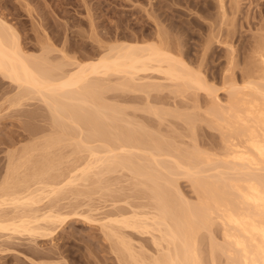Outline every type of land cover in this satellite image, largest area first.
<instances>
[{
  "label": "bare ground",
  "instance_id": "6f19581e",
  "mask_svg": "<svg viewBox=\"0 0 264 264\" xmlns=\"http://www.w3.org/2000/svg\"><path fill=\"white\" fill-rule=\"evenodd\" d=\"M213 1L217 10L216 17L202 18L206 23L198 21V24L206 30L207 39L204 40V46L200 44L203 46L202 50L198 52L200 55H196V57L193 55L194 60L191 58L192 61L187 57H191L188 55L192 53L190 51L193 49L183 51V44L178 38L171 36L173 29L170 28L172 20L169 21V18L160 22L154 16V31L149 36L151 42L147 40L140 43L122 41L129 34L125 33L126 35L123 36L122 33L124 32H120L117 35H111L110 31L108 33L111 37L106 36V34L102 36L99 33L97 40L95 36L97 30L94 31L92 28L94 23L90 21L89 28L92 29L89 32L92 34L87 37H92L91 39L95 41L99 54L92 60L81 63L79 60L78 62L72 61L76 60L74 57L72 59L67 58L68 56L63 50L66 46L64 42L59 50H55V46L53 47L50 42H40L38 43L40 50L38 55L27 54L20 44L13 26H10L0 17V76L23 89L24 96L25 94L31 98L34 96L43 103H47L49 110L51 109V114L53 113V125L57 128L56 136L49 140V143L52 141V145L48 144L54 147V145L65 141V138L71 136L73 128H77L83 131L84 136L80 133L82 137L79 136L78 138L80 142H74V144L76 143L74 150L76 152L83 150L89 154L87 157L89 159L85 168H82V175L80 174V176H87L93 167L94 169L99 167L103 170L105 168V172L121 167L120 169H129L135 178L142 179L140 184L145 186L146 195L152 201V206L150 205L152 212L148 211V214L144 211V214L140 215L132 213V216L125 214L128 217L123 215L116 217L114 215L115 218H110V216L106 218L109 220L108 223L115 224L117 229H129L136 231L135 233L138 231V233L151 235L153 252L151 251V255L147 256L146 252L143 253L142 250L140 251L143 255L138 252V254L135 253V248L132 247L133 244H131L130 239L120 238L121 234H117V229V233L110 229L111 238L108 239H113V236L116 238V235H119L117 237V245H119L113 247L125 257L124 264H264V18H262V23H259L258 27L254 29L250 42L245 43L244 52L236 54L238 51L236 47L238 46L235 43L237 39L233 40L236 33L234 32L236 27L234 19L239 14L240 2L239 0H229L231 5L226 4L229 6L227 9L224 0ZM161 2L159 3L161 4ZM211 2L205 1L207 5H211ZM166 26L169 30H166ZM81 34L85 33H79V35ZM120 34L122 35L120 36ZM81 37H86V35H81ZM104 39H113L114 43L111 41L110 43L106 41L108 44L100 42ZM133 39L135 41L136 37L133 36ZM120 40L121 42H119ZM213 44L220 45L225 51V56H222L224 68L220 73L210 71V68L214 66L208 67L210 72L207 74L204 72L203 66L206 64L208 55H210L208 52L211 51L210 48ZM57 50L59 54H62L58 60L52 56L53 51ZM192 64H195L196 67ZM209 64L212 63L208 62ZM155 74L160 75V79L172 83L176 89L175 92L181 91L177 93L190 90L196 94V92L202 91L207 97H211V103H209L211 106L208 105L209 107L207 106L208 108L202 112L208 118L206 120L204 115L205 121L210 122L208 124L221 133L223 148H221L222 151H219L220 154L214 151L217 154L213 155L214 153H207V151L199 150L197 147L191 149V147L185 146L187 148L183 149L173 146L171 142L159 141V139H151V142L149 137L145 136L144 138V134L139 133L141 130L138 132L134 127L119 128L120 130L114 134L110 132L115 126L112 127L107 124L112 116L106 114V110L115 114H118L119 110H115L114 106L115 109H112V105L110 109V106L107 107L108 105L102 104V92H109L111 88L110 84H107L111 82L109 79H112L113 76L118 77V82L114 83V90L124 89L142 92L144 89L150 88L152 90L161 87L156 85L159 83L145 82V79L158 78ZM209 78L214 82L218 81L226 93L227 99L225 98L224 105L220 104V99L217 98L216 84L209 83ZM142 80L145 83H142ZM159 88L158 90H160ZM111 90L113 89L111 88ZM153 110L155 112V109ZM190 118L185 119L189 121ZM73 138V141L77 140ZM95 141H99L101 144L99 143L97 147L95 145L91 147L89 144L91 142L93 144ZM71 142L69 143L72 144ZM149 144L151 153L148 154H151V157L148 159L146 156L144 160L149 161L143 163L142 155L141 157H139L140 154L135 155L133 150H136V153L140 152L146 155ZM43 158L47 161L46 158L48 157L44 155L41 158V161L45 163ZM47 162L46 164H48ZM12 163H10L8 172L14 175L17 174L15 172L17 165L16 162ZM40 163L42 164V162ZM37 164L39 163L37 162ZM49 167L50 165L48 168L46 167L47 170ZM45 171L42 170V173H46ZM39 172L33 175L30 173L32 179L39 176ZM208 172L211 174L209 175ZM71 173L74 172L71 171ZM89 175L88 178H90ZM176 176L177 178L189 179L191 187L197 195L196 202L189 203L182 198L183 196H179L178 189L175 192L171 189V187H175L173 182H176ZM24 177L27 178V175ZM69 178L66 184L72 185L74 176H71L72 179ZM84 178H82V182L87 181ZM52 179L55 181L53 177ZM76 179L74 180L80 181ZM137 182L139 184V181ZM43 183H40V185L42 184L41 188L34 189L29 183L27 186L23 184L25 189L22 191L20 188L22 192L15 191L14 185L13 188H7L9 186L6 184L4 188L2 186L0 208L6 205L9 207L12 205V208L14 206L22 208L19 209L21 212L18 213L14 207L16 210L13 215H15L10 216L9 220H4L2 216L7 212H2L0 209V212L3 213H0V218L3 219H0V231L34 235L39 231H47L46 228L50 224L56 227V223L60 222L59 225H62L64 219L61 216L63 214L60 216V214L54 213L56 210L51 209L53 206L49 207L48 211L45 209V213L39 216H37L39 213L36 215L39 209L34 211L35 208H31L43 201L39 199V197L43 198L42 195H45L44 198H46L47 195L59 194V190L62 189L58 187L57 191L54 185L56 181L53 185ZM171 191L173 192L170 193ZM140 213L142 212L140 211ZM8 215L10 214L8 213ZM41 222L43 225L46 223L47 226L41 224L43 226L41 227L38 224ZM37 224L41 228L37 227ZM215 224H218L219 228L221 227L222 239L220 243L215 241L217 238L215 239L212 233ZM112 228L115 229L113 226ZM49 229H51L50 226L48 231H50ZM107 230L109 231V227ZM202 231L208 233L206 242L209 246L207 252L209 263L204 257L206 253L204 254V251L201 250V245L207 236L203 234L205 236L203 237ZM40 232L38 235L41 233V235H45L44 232ZM206 242L204 243L206 244Z\"/></svg>",
  "mask_w": 264,
  "mask_h": 264
},
{
  "label": "rangeland",
  "instance_id": "374dc122",
  "mask_svg": "<svg viewBox=\"0 0 264 264\" xmlns=\"http://www.w3.org/2000/svg\"><path fill=\"white\" fill-rule=\"evenodd\" d=\"M202 1L203 0H0V17L6 23L10 24V26H13L18 35V40L27 54L38 55L40 52L38 43L40 42H50L53 47L55 46V50L61 49L64 42L66 46H64L63 50L68 56L66 57L71 59L74 57L76 60L72 61L78 62L79 60L81 63L85 61L88 62L99 54L95 41L91 39L92 37H87L89 34H92L89 32L92 28L94 31L97 30L95 32V34L97 33L95 35L96 37L99 36V33L102 36L106 34V36L111 37V35L124 32L122 33L123 36L126 34L129 35H126V37H128H125L122 41L140 43L148 40L151 42L149 36H151V33L154 31V16H156V19L160 20V22L169 18V21L172 20L170 26V28L173 29L171 36L179 39L180 43L183 44L182 47L184 46L183 51L187 49L190 51L193 49L190 51L192 52L190 53L191 55H188L191 57L187 58H192L194 60L192 56L194 55V57H196V55H198V52H200L205 45L204 40L207 39V32L203 29L204 27L202 28V26L198 24V21L205 22L203 21L204 19L209 16H212L210 18H214L217 14L216 5L213 0ZM205 1H212V4L207 5ZM224 1L225 6L231 5V1ZM159 2H161V4ZM239 2L240 11L237 15L238 17L236 16L234 19V23L236 24L234 32L236 33L233 40H238L235 42L238 46L236 47L238 50L236 54H241L242 51L244 52V45L250 42L252 33L255 31L254 29L258 27L259 23H262V18H264V0H239ZM229 6L226 8L228 9ZM173 13L174 15H172ZM90 21L94 23L92 28H89ZM166 30H169L168 26H166ZM81 32L85 33L81 35H86V37H81V35H79ZM106 32H109L111 35L109 33L107 35ZM122 34H120V36ZM197 35H200L202 39H200L199 36L197 37ZM133 36L136 37L135 41ZM98 38L99 37H97V40ZM106 41L114 43L113 39H104V41L100 42L107 43ZM119 42H121V40ZM213 45L212 48H210L211 51L209 50L208 52L210 55H208L209 57L206 61L207 65L204 64L203 66L205 68V71H203L207 74L210 71L221 73L224 68V63L222 62L224 61L223 57L225 56V51L220 45ZM58 50L52 53V56H55L54 58L57 60L61 54L58 53ZM210 56H212V58H210ZM208 62L212 64L208 65ZM195 64L192 65L195 66ZM208 67H213L214 69L210 68V70ZM157 77L158 78L155 79L148 78L151 81L145 79V82L153 84L159 83L156 85L161 86L160 88L158 87L160 90L154 88L156 90L152 89V91L149 88L144 89L142 92L124 89L114 90V83L116 84L118 82V77L115 78L113 76L111 77L112 79H109L111 82L109 81L110 83L107 84H110L113 90L110 88L109 92H102V104L108 105L107 107L110 106V109L114 106L116 109L114 107L112 109L119 110L118 114L110 113L109 110H106V114L112 116V119H110L111 121L109 120L110 122L108 121L107 124L112 127L115 126L110 132L114 134L118 132L117 130H120L119 128L134 127L138 132L141 130L139 133H141V135L144 134V138L146 136L149 137L150 140L159 139V141L164 140L171 142L173 146H178L183 149L187 148H185V146H188V148L191 147V149L197 147L199 150L207 151V153L211 152L213 154L214 151L218 153L221 148H223L221 133L219 130L209 125L208 123L210 122L205 121L207 116L202 112L209 107L208 105L211 106V104H209L211 103V97H207L202 91L196 92V94L194 91L190 90L177 93L181 91L175 92L176 89L172 83L164 79L163 81L162 78L160 79V75H157ZM113 78L115 79L113 80ZM209 81V83L213 82V85L216 84L217 98L218 100L220 99V104L224 105L227 95H225L226 93L221 88L220 83L218 81L214 82L212 79ZM141 82L145 83L143 80ZM24 93V90L18 88L16 84L0 76V192H2V186L4 188L5 184L9 186H6L7 188H13L15 186L13 188L15 191L22 192L25 186L29 184L32 186L30 187L34 189L41 188L42 184L40 185V183L44 181V183L48 185H53L56 181L54 185L57 191L59 188H62L61 191L59 190V194L47 195L48 197L46 196V198H44L45 195H42L41 197L43 198L41 199L39 197V199L43 201L38 202V204L36 203L37 205H33L31 208H35L34 211L39 209L40 212L37 211L36 213V215L39 213L37 215L39 216L45 213V209L48 211V208L53 206L51 209L57 211L53 212L60 214V216L63 214L61 217L64 221H61L62 225H59L60 222H58V224L56 223V227L52 224L56 230L50 224L49 226L53 232L51 229L48 231V226L46 228L47 231H41L44 232L45 235H41L42 233L40 231V235H38L39 232L34 235H27L28 233L22 234L0 231V264H124L123 261L125 257L120 255L114 248L117 245V237H119V235H116V238L113 236V239H108L111 238L110 229L116 231L118 227L115 226V224L111 225L113 223L109 224V220L106 218L109 216L110 218H115V216L119 217L118 215L128 217L132 216V213L140 215L152 212L150 207V205L152 206V201L146 195V190H144L145 186L140 184L142 179L139 177L135 178L130 170L126 168L120 169L121 167H116L117 169L114 168L111 171L106 170L105 172V168L103 170L99 167V169L96 167L94 169L93 167L91 172L87 173V176L92 173L89 175L90 178L83 176L87 181L82 182L83 177L80 176V174L82 175L81 170L85 168V164L89 159H87L89 154L83 150H77L76 152L74 147L76 143L80 142V139H78L79 136L80 138L84 136L83 131L73 128L71 136L72 138L75 136L73 139L77 140L73 141L72 138H70L71 136H69V138H65V141L51 147L52 141L49 143V140L53 139L52 137L56 136L57 133V128L53 125V113L51 114V109L49 110L47 103H43V101L34 96L35 99L26 94L24 96ZM153 109H155V112ZM153 112L158 114L154 115ZM204 115L205 119L203 117ZM188 117L194 119L193 124V119H189L191 123L187 121L188 119H185ZM116 118L117 120H115ZM206 120H208V118ZM80 133L83 135L81 136ZM149 133L154 137L152 138ZM68 141H72L71 143L73 145ZM74 142L76 143L74 144ZM99 143V141H95V143L93 142L92 144L91 142L89 145L91 147L94 145L97 147ZM150 147L149 144L147 153L146 150H144L146 155L140 152L136 153V150L132 152L135 153V155L140 154L139 157H141V155L142 157L144 156L143 158L141 157V159H143L142 162L145 163L149 161L147 159L144 160L145 157L147 156L148 159L151 157V154H148L151 153V150H149ZM220 153L221 152L218 154ZM44 155L48 157L46 158L47 161L52 162L51 164L44 158L45 163L41 161ZM49 157L51 158L49 159ZM12 162H16L17 165V171H15L17 174L15 173L14 175L8 172L10 163ZM37 162L39 164H37ZM40 162H42V164ZM46 162L48 164H46ZM49 165L50 167L47 170ZM34 169L36 172L33 171ZM42 170H47L45 172H48V176L46 173H42ZM70 170L74 173H71ZM98 170L99 172H97ZM37 172H39L38 174L40 175L33 177V180L31 174H37ZM208 174L210 175L211 173L208 172ZM26 175L27 178L30 176L29 179L24 177ZM70 175L74 176V179L78 177L77 179L80 181H75L73 179V184H68V186L66 181L69 177V179H72ZM52 177L55 181H53ZM175 178H177V176ZM184 178L185 177H178L177 180L175 179L176 182H173L175 187H171V189L174 192L178 189L177 191L180 192L179 196H183L182 198L189 203H194L197 201V195L194 189H192L189 179ZM22 180L23 182H21ZM137 181H139V184ZM6 187L5 190L7 189ZM176 194L178 195V192ZM149 202L151 203L149 204ZM14 207L12 208V205L11 207L6 205L0 208L2 212H7L2 216L4 220H9L10 216L15 215H13V213L16 209L19 213V209L22 208H18V206L17 208L15 207V209ZM140 211L142 213H140ZM8 213L10 215H8ZM125 214H128V216ZM5 215L6 217L8 216V218H6ZM38 224L43 225V222ZM39 225L37 227H40ZM42 225L41 227L44 225L45 227L47 226L46 223ZM112 226L115 227V229L112 228ZM108 227L109 231L107 230ZM220 228L218 224H215L212 229L214 231L212 232L213 236L215 239L217 238L215 241L219 243L222 239ZM122 229H117L118 233L117 231L116 233L121 234L120 238L126 237V240H131V244H133L132 247L135 248L134 250L136 251L135 253L138 252L143 255V253L146 252L147 256H149V254L151 255V251L153 250V246H151V235L141 232L138 233V231L135 233L136 231L134 232L129 229ZM203 234L206 236L208 233L202 231V236L205 237ZM206 239L208 240V235L205 237L204 242L207 241ZM204 242L201 245V250L204 251V254L206 253L204 257L208 259L207 252L209 246L207 242L206 244ZM140 250H142L143 253ZM207 259L205 260L209 263V259Z\"/></svg>",
  "mask_w": 264,
  "mask_h": 264
}]
</instances>
